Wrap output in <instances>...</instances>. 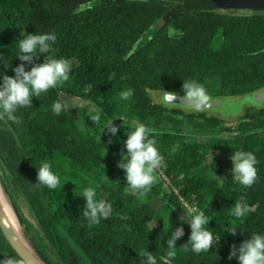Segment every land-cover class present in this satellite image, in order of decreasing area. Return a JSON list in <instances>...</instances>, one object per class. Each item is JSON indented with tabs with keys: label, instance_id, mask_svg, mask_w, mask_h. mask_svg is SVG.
<instances>
[{
	"label": "trees",
	"instance_id": "1",
	"mask_svg": "<svg viewBox=\"0 0 264 264\" xmlns=\"http://www.w3.org/2000/svg\"><path fill=\"white\" fill-rule=\"evenodd\" d=\"M95 1L0 0V57L9 60L7 68L0 64V73L14 75L12 68L23 63L15 56L21 32H54L50 54L73 61L68 81L17 110L19 124L0 121V167L26 203L42 256L49 264H140L138 253L146 247L159 258L168 222L170 233L181 219L171 207L184 215L182 198L205 210L209 227L221 240L208 252L185 251L180 247L190 234L185 223L172 264H238L228 258L231 247L264 231V107L245 108L240 117L226 121L204 111L165 108L147 90L184 93L186 79L197 80L209 97L220 99L263 90L264 10L178 11L175 0ZM172 30L176 33L169 34ZM46 55L38 53L33 63H42ZM123 89L132 91L127 100L118 96ZM72 98L85 106L74 109ZM57 99L69 105L59 116L51 111ZM90 102L102 107L107 118H116V136L88 118ZM127 122L156 129L164 158L143 199L127 188L125 172L117 166L126 151ZM234 149L256 156L257 179L251 186L231 179ZM210 150L215 174L208 164ZM41 160L51 162L62 180L69 181L56 189L35 184ZM223 166L227 170L221 174ZM89 184L113 205L112 214L93 226L81 211L84 198L74 194ZM158 196L159 204L151 203ZM241 198L252 207L243 222L230 214ZM166 211L172 215L168 222ZM229 226L237 227L235 235L223 233ZM5 256L20 259L0 233V259Z\"/></svg>",
	"mask_w": 264,
	"mask_h": 264
},
{
	"label": "clouds",
	"instance_id": "2",
	"mask_svg": "<svg viewBox=\"0 0 264 264\" xmlns=\"http://www.w3.org/2000/svg\"><path fill=\"white\" fill-rule=\"evenodd\" d=\"M56 39L54 32H21L15 38V56L23 63L12 68L14 75L0 73V121L19 124L20 118L17 115L19 108L32 106L33 97H40L41 94H46L50 89H56L69 80L73 61L69 58L56 57L50 54ZM38 53L47 55L42 63H33V58ZM0 64L7 68L9 60L5 62L0 57ZM27 65H31V67L26 70ZM182 88L184 99L190 101L193 105L192 110L199 111L209 103L210 98L206 88L197 80H183ZM131 95V89H123L118 93L121 100H127ZM162 96L168 97L169 102H173L176 100L177 93L162 88ZM68 109L69 105L60 99L53 101L51 104V111L57 116L68 111ZM87 114L88 118L95 122V126L100 125L102 127V132L106 129L110 136H116L120 131V126L113 124V120L116 118H107L104 109L97 104L90 102L87 107ZM123 121L125 120L123 119ZM126 129H128L126 139L123 141L126 151L121 153V159L118 161L117 166L125 172L128 189L136 193L138 199H143L156 182V172L163 166L164 158L158 148L156 129L144 122H127ZM117 142H119V138H117ZM230 160L233 183L241 187H248L256 182L257 159L252 151L234 149ZM208 164L213 171L214 164L211 150L208 153ZM36 168L35 184L49 189H56L69 181L62 180L48 160H41ZM215 177L217 176L215 175ZM217 178L221 182L223 181L222 178ZM74 194L84 198L85 205L81 211L89 226L98 225L102 219H107L113 212V205L99 195L96 186L91 184L83 186ZM180 207L184 211V218L180 219L178 226L170 233L168 213L165 251L157 258L146 247L141 248L138 253L140 264H172L177 256L176 241L184 235L183 224L185 223L190 227L187 243L180 246L185 251L191 250L199 254L208 252L212 249L213 244H216L217 247L220 246L221 235L215 233L209 227L211 219L204 209L200 208L195 202L184 200H181ZM251 211L252 207L249 203L241 198L235 201L230 209V214L234 220L243 222V219ZM153 226L154 223L152 222L149 230ZM236 231L237 227L229 226L223 233L235 235ZM228 258H235L238 264H264V231H254L249 234L247 239L242 240L238 246L234 244L230 249ZM0 264H24V261L14 256H5V258L0 259Z\"/></svg>",
	"mask_w": 264,
	"mask_h": 264
},
{
	"label": "water",
	"instance_id": "3",
	"mask_svg": "<svg viewBox=\"0 0 264 264\" xmlns=\"http://www.w3.org/2000/svg\"><path fill=\"white\" fill-rule=\"evenodd\" d=\"M177 1V9L181 10H215V9H253L264 10V0H175ZM184 98V96H183ZM209 103L199 111H209L212 109H218L226 106L233 101L234 98H215L209 97ZM234 100L243 101L258 105L264 104V89L256 91L252 94L242 96L241 98H235ZM188 100L176 98L175 102H186ZM189 109L192 110L193 105L189 101ZM1 174L2 170L0 168ZM166 204H169L165 201ZM173 211L180 217L184 218L183 213L175 206L171 207ZM20 218V217H19ZM0 233L5 241L8 243L14 253L24 261L25 264H49L48 261L42 256L40 249L36 251L34 247H29L27 244L15 234L8 222L6 221L2 208L0 205Z\"/></svg>",
	"mask_w": 264,
	"mask_h": 264
},
{
	"label": "rangeland",
	"instance_id": "4",
	"mask_svg": "<svg viewBox=\"0 0 264 264\" xmlns=\"http://www.w3.org/2000/svg\"><path fill=\"white\" fill-rule=\"evenodd\" d=\"M95 2H97V0ZM231 11L235 12V13H249L247 11H242V12L241 11H233V10H231ZM156 27H157V24H154L149 29V33H151ZM171 33H176V31L172 30ZM147 96L154 103H156L160 106H163L165 108H168V109H179L182 111L184 110V112H193V113H199L200 112V111H194V110L189 109L190 108L189 107V101H186V102H175V101L169 102L168 97L162 96V91L147 90ZM183 96H184V93H177L176 98L182 99V101H183V99H184ZM235 98H237V97H235ZM229 99H231V98H229ZM234 99L229 104H225L226 106L220 107L218 109H212L209 111H204V112L206 114H210V115L218 117V118L226 119V121H227L228 119L234 120V119H237L238 117H240L243 114L245 108H248L251 106L264 107V104L262 102L259 103L258 105H255V104H251V103H246V101L243 102L241 100L237 102ZM162 100H163V102H162ZM69 104L74 109H79V108H82L85 106L83 101H79L75 98L70 99ZM188 130H190V128L184 129L185 132ZM190 136H192V133H190ZM222 169L223 170H222L221 174H223L227 170V168L225 166H223ZM159 174L160 175H158V176L161 177L162 173L160 171H159ZM2 177H3L4 183H5L7 192L11 198V201H12L14 207L16 208V211H17L18 216L20 217L21 223L23 224L25 234L27 235L32 247H34V249L36 251H38L40 249L39 248L40 244L38 243V238H37L38 229H37L35 223L33 222V220L31 219V217L29 215L30 213H29L28 208L26 207V203L22 198L17 196V193L15 191H13L12 185L8 182L6 176L2 175ZM165 189L167 190L166 187H165ZM159 198L162 200L161 196H158V197H156V199H153L151 203L158 205L159 200H157V199H159ZM166 213L168 214L167 211H166ZM169 216L172 217L171 214ZM30 232H31V234H30Z\"/></svg>",
	"mask_w": 264,
	"mask_h": 264
},
{
	"label": "bare ground",
	"instance_id": "5",
	"mask_svg": "<svg viewBox=\"0 0 264 264\" xmlns=\"http://www.w3.org/2000/svg\"><path fill=\"white\" fill-rule=\"evenodd\" d=\"M0 205L6 221L8 222L12 230L15 232V234H17V236L23 241V243L27 244L29 247H32L27 235L25 234L23 224L21 223V220L17 214L16 208L14 207L11 198L7 192L1 171H0Z\"/></svg>",
	"mask_w": 264,
	"mask_h": 264
},
{
	"label": "built area",
	"instance_id": "6",
	"mask_svg": "<svg viewBox=\"0 0 264 264\" xmlns=\"http://www.w3.org/2000/svg\"><path fill=\"white\" fill-rule=\"evenodd\" d=\"M164 179H165V182H167V183L171 186V184H170L169 181H168V178H164ZM171 189L175 192V194L178 193L177 188L171 187ZM177 195H178V194H177ZM180 200H183V199L181 198Z\"/></svg>",
	"mask_w": 264,
	"mask_h": 264
},
{
	"label": "flooded vegetation",
	"instance_id": "7",
	"mask_svg": "<svg viewBox=\"0 0 264 264\" xmlns=\"http://www.w3.org/2000/svg\"><path fill=\"white\" fill-rule=\"evenodd\" d=\"M215 10H219V11H231V10H233V9H215ZM245 11V10H244ZM247 12L249 11V10H246ZM164 182H165V180H164ZM166 183V182H165Z\"/></svg>",
	"mask_w": 264,
	"mask_h": 264
}]
</instances>
